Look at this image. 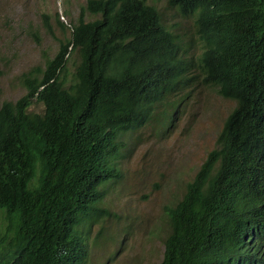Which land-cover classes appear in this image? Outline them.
Segmentation results:
<instances>
[{"label":"trees","instance_id":"trees-1","mask_svg":"<svg viewBox=\"0 0 264 264\" xmlns=\"http://www.w3.org/2000/svg\"><path fill=\"white\" fill-rule=\"evenodd\" d=\"M168 4L195 21L197 63L183 61L146 0H86L71 37L25 80L26 94L0 98V264L85 262L81 227L100 186L119 178L111 160L121 135L194 81L196 66L234 107L181 200L165 207L160 264H264V0Z\"/></svg>","mask_w":264,"mask_h":264},{"label":"rangeland","instance_id":"rangeland-1","mask_svg":"<svg viewBox=\"0 0 264 264\" xmlns=\"http://www.w3.org/2000/svg\"><path fill=\"white\" fill-rule=\"evenodd\" d=\"M146 1L178 37L183 61L197 63L201 46L194 19L182 17L168 0ZM85 6L86 0H0L1 101L16 102L26 94L25 80L43 72L71 37ZM94 19L84 13L86 22ZM77 63L78 55L70 54L64 71L68 87ZM193 75L194 81L178 87L179 94L155 103L141 127L121 135L124 146L111 160L120 177L102 185L104 198L81 227L83 264L161 263L169 232L164 207L181 200L234 107L215 87L203 84L197 66ZM31 110L41 113L43 106L34 102Z\"/></svg>","mask_w":264,"mask_h":264},{"label":"clouds","instance_id":"clouds-1","mask_svg":"<svg viewBox=\"0 0 264 264\" xmlns=\"http://www.w3.org/2000/svg\"><path fill=\"white\" fill-rule=\"evenodd\" d=\"M43 106V105H42ZM153 106V105H152ZM152 106H151V108H152ZM44 108V107H43ZM151 108H150V110H151ZM150 110H149V112H150ZM43 112V111H42ZM41 112V113H42ZM148 115H149V113H148ZM147 115V116H148ZM146 116V117H147ZM145 117V118H146ZM145 118H143L142 119V121L140 122V124H137V127H134V128H132V129H135V128H139V127H141L142 125H143V123H144V120H145ZM131 129V130H132ZM126 133V132H125ZM121 141V140H120ZM217 144V143H216ZM124 146V145H123ZM217 146V145H216ZM123 148V147H122ZM122 150V149H121ZM121 150H120V152H121ZM120 152H119V154H120ZM198 171V170H197ZM196 174V173H195ZM118 176L120 177V174H119V172H118ZM194 177V176H193ZM103 185V184H102ZM102 185L100 186V190H101V187H102ZM186 186H187V184H186ZM186 188V187H185ZM103 198H104V194L102 195V198L98 201V202H96V203H100L102 200H103ZM96 203H93L88 209H89V213H88V215H90V213H91V210H92V208L94 207V204H96ZM165 207H171V206H165ZM165 207H164V211H165ZM88 215H86V217L88 216ZM85 217V218H86ZM164 244V243H163ZM164 248H165V246H164ZM163 255H164V251H163ZM162 260H163V258H162ZM161 260V261H162Z\"/></svg>","mask_w":264,"mask_h":264}]
</instances>
